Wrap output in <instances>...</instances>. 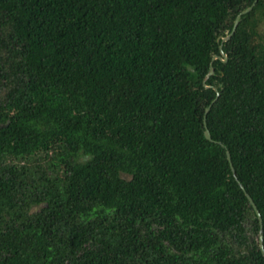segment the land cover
I'll return each mask as SVG.
<instances>
[{
  "label": "trees",
  "instance_id": "16d2710c",
  "mask_svg": "<svg viewBox=\"0 0 264 264\" xmlns=\"http://www.w3.org/2000/svg\"><path fill=\"white\" fill-rule=\"evenodd\" d=\"M245 192L264 0H0V264H264Z\"/></svg>",
  "mask_w": 264,
  "mask_h": 264
},
{
  "label": "water",
  "instance_id": "95a60500",
  "mask_svg": "<svg viewBox=\"0 0 264 264\" xmlns=\"http://www.w3.org/2000/svg\"><path fill=\"white\" fill-rule=\"evenodd\" d=\"M254 5H255V4H254ZM254 5H253V6H254ZM253 6H251V7L247 8V9H245L241 14L238 15V17H237L236 20H235V23H234V27H233L232 32H231L228 36H226L225 38H223L222 43H226V42H228V41L232 38L233 34L235 33V31H236V29H237V26L239 25V23H240V21H241V17H242L243 15L248 14V13L252 10ZM220 53H221V55H220V56H215V57H214V60H215V59H220V60L226 62L228 58H227V55H226V54L224 53V51H223V45L220 46ZM214 74H215L214 69L211 67V68H210V71H209V73H208V75H207L206 78H205V83H206V81H207L211 76H213ZM207 88H209V86H207ZM214 89L217 90L216 88H214ZM218 95H219V94H218ZM218 95H217V96H218ZM214 102H215V101H214ZM214 102H212V104H213ZM211 107H212V105H210V106L206 109V111H205V118H204L205 137H206V139L209 140V141H212V137H211L210 131H209L208 128H207L206 118H207V115H208V113H209ZM227 157H228V160H229V162H230V167H231V169H232V172H233L234 176H236V172H235V169H234V167H233V164H232V161H231V156H230L229 153H227ZM245 194H246V196H247V198H248L250 204L252 205L254 211L256 212V214H257V216H258V220H259V223H260L259 245H260V248H261L262 254H263V256H264V244H263V240H264V236H263V219H262V216H261V214H260V211L258 210V208H257L256 204L254 203L253 199L251 198V196H250L248 193H246V192H245Z\"/></svg>",
  "mask_w": 264,
  "mask_h": 264
}]
</instances>
